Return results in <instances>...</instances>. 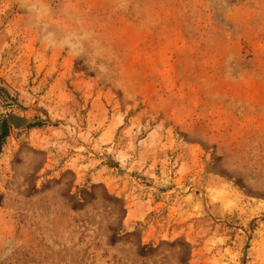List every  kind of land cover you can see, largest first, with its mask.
Wrapping results in <instances>:
<instances>
[{"label": "rangeland", "instance_id": "1", "mask_svg": "<svg viewBox=\"0 0 264 264\" xmlns=\"http://www.w3.org/2000/svg\"><path fill=\"white\" fill-rule=\"evenodd\" d=\"M0 264H264V0H0Z\"/></svg>", "mask_w": 264, "mask_h": 264}, {"label": "trees", "instance_id": "2", "mask_svg": "<svg viewBox=\"0 0 264 264\" xmlns=\"http://www.w3.org/2000/svg\"><path fill=\"white\" fill-rule=\"evenodd\" d=\"M40 121H33L27 117H21L13 113H8L1 117L0 119V147L4 138L8 135V132L13 126H21L26 128H32L39 126Z\"/></svg>", "mask_w": 264, "mask_h": 264}]
</instances>
